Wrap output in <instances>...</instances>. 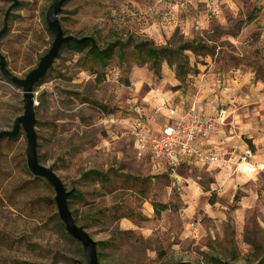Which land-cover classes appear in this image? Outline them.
<instances>
[{"label":"rangeland","instance_id":"obj_1","mask_svg":"<svg viewBox=\"0 0 264 264\" xmlns=\"http://www.w3.org/2000/svg\"><path fill=\"white\" fill-rule=\"evenodd\" d=\"M52 1L0 0V30L16 3L0 55L17 78L51 46L45 14ZM61 10L64 36L99 46L129 38L205 46L186 52L187 74L165 62L156 73L130 47L123 60L115 55L104 70L90 71L83 53L62 49L34 88L37 159L74 191L67 206L75 224L102 243L98 263L207 264L216 257L264 264V170L252 177L231 165L222 174L205 166L153 170L135 156L129 131L138 117L146 121L140 114L153 94L187 109L216 95L211 84L219 81L225 131L264 154V0H69ZM1 77L0 131H9L23 112L22 94ZM25 150L22 132L0 142V264H85L58 217L52 186L26 168ZM88 171L108 182L81 178ZM157 205L164 209L156 212Z\"/></svg>","mask_w":264,"mask_h":264},{"label":"built area","instance_id":"obj_2","mask_svg":"<svg viewBox=\"0 0 264 264\" xmlns=\"http://www.w3.org/2000/svg\"><path fill=\"white\" fill-rule=\"evenodd\" d=\"M213 100L207 101V110L195 101L183 111L164 106L169 123L159 133H154L138 118L129 125L133 140V151L138 159L149 155L153 165L165 164L169 168L192 165H231L236 173L253 175L256 173L255 157L248 147L232 146V156L225 159L220 147H200L197 142L210 137L217 143L226 144L219 134V126L224 119L213 114ZM155 109V113L159 112Z\"/></svg>","mask_w":264,"mask_h":264},{"label":"water","instance_id":"obj_3","mask_svg":"<svg viewBox=\"0 0 264 264\" xmlns=\"http://www.w3.org/2000/svg\"><path fill=\"white\" fill-rule=\"evenodd\" d=\"M66 1L67 0H53L47 8L45 23L48 31L53 36V41L49 50L39 59L36 67L26 74L24 78L20 79L12 75L6 68L5 59L0 55V74L10 84L21 89L23 105V112L13 120L11 130L0 131V139L14 138L20 131L24 134L26 140V166L28 171L33 176L44 179L52 186L55 192L54 202L58 217L68 236L81 245L85 264H99L97 260L96 242H94L81 227L75 224L68 209L67 200L73 193V190L66 191L52 169L40 165L36 152L37 138L34 130L36 123L34 114V88L46 75L47 71L58 56L60 47L64 43L68 41L78 42L83 40H76L71 36H64L61 30L58 21V14ZM15 4L8 7L5 11L2 28L0 30V38L6 32L7 19Z\"/></svg>","mask_w":264,"mask_h":264},{"label":"trees","instance_id":"obj_4","mask_svg":"<svg viewBox=\"0 0 264 264\" xmlns=\"http://www.w3.org/2000/svg\"><path fill=\"white\" fill-rule=\"evenodd\" d=\"M68 1L69 0H67L66 2ZM62 13L63 12L61 10L58 15ZM75 39L76 40L83 39V40L78 41V42L68 41L64 43L60 47L59 53L62 49H68L72 53H76V54L83 53V59H85V61H87V63L89 64L88 69L90 71L92 70L93 65H96L101 70H104L107 67L109 61L115 55L119 59L123 60L126 53L129 51L128 48L130 47L129 53L131 57H133L137 63H140L142 65H147L149 69L153 70L154 72L156 71V73L160 69L161 64L165 62L169 66L175 65L176 69L183 71V74H187L188 62H187L186 52L188 51V52L195 54V53H198L200 50L205 49L204 48L205 46H201L199 43L193 40L188 41V40H183L182 38L178 39L176 43L174 44L167 43L166 45H163V46H157L152 41L146 40V39L133 41L131 38H129L125 41L118 40L116 42L107 43L104 46H99L94 41V39L91 37H81V38H75ZM1 80L9 83L4 77H1ZM41 84H42V80L39 81L36 87H39ZM14 138H1L0 142L1 141L10 142ZM87 177L91 178L94 182H97V183L108 182L105 174L98 172V171H88L81 175V178H87ZM36 178H39V177H36ZM73 194H74V191L71 194V196ZM158 206L159 205L154 206V209L156 212H159L157 209ZM159 207H161V210L164 209V206H159ZM97 245H102V243H96V246ZM15 263L16 264H28L26 262L25 263L15 262ZM70 264H77V263L71 260ZM207 264H234V263L227 261V260H222L216 257H210L209 260L207 261Z\"/></svg>","mask_w":264,"mask_h":264},{"label":"crops","instance_id":"obj_5","mask_svg":"<svg viewBox=\"0 0 264 264\" xmlns=\"http://www.w3.org/2000/svg\"><path fill=\"white\" fill-rule=\"evenodd\" d=\"M203 23V21H202ZM213 85V91L216 92V95H214L211 99L213 100V114L215 116H217L218 118H222L224 119L223 122L221 123V125L219 126V134L220 136L225 140L226 144H220L217 143V139L214 137H210L205 141H198L197 144L200 147H205V148H211L213 146H218L220 147L219 150H221V152H224L225 154H230L232 156V146H239L240 148L245 147L246 145L244 143H242V141L240 140L241 135H235L232 134V131H225V124L224 121L226 119L225 116V110L220 108V104L221 103V97L222 96V91H219L220 85H219V81H215L212 82ZM258 93H256L257 95ZM155 95V94H153ZM153 95L151 97L148 98V102H147V108L143 109L144 111L142 112L143 114L140 116H145L146 117V121H144V123L146 124V127H148L149 129H151L152 132L154 133H159L162 131V129L169 123V117L168 114L166 112V109L164 106H171L176 108V110L179 111H183L185 110L184 108L180 107V106H176L173 105L172 102H170V98H168L167 96H156L153 97ZM219 95V97H218ZM210 100V99H209ZM164 101H169V103H165ZM208 101V100H207ZM207 101H204L202 103V106L207 110ZM189 107V106H188ZM187 107V108H188ZM159 108V112L155 113V109ZM261 108V106H260ZM139 118V117H138ZM229 133V134H228ZM253 149H255V153H254V157H255V164H256V173L253 175H248V177H252V176H257L259 173H261L264 170V154H258L259 152L257 151L258 147L257 145L253 142L252 143ZM141 160L147 162V164H149V166L153 169V170H163V169H168L169 167L166 166L165 164H160L158 166L153 165L149 155H145ZM187 166H191V167H195L192 165H187ZM208 169H214V170H218L220 171L219 174L225 173L227 170H229L231 167L228 165H207L205 166ZM198 168H202L199 167Z\"/></svg>","mask_w":264,"mask_h":264}]
</instances>
